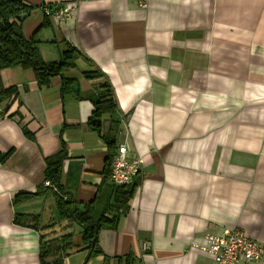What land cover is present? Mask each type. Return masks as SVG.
Returning <instances> with one entry per match:
<instances>
[{
    "label": "crops",
    "instance_id": "crops-1",
    "mask_svg": "<svg viewBox=\"0 0 264 264\" xmlns=\"http://www.w3.org/2000/svg\"><path fill=\"white\" fill-rule=\"evenodd\" d=\"M24 3L34 9L23 33L38 42L45 62L69 46L85 57L64 71L77 79L66 94L61 77L40 88L32 70L1 71L3 87L17 96L0 101V264H41L40 236L51 229L13 219L56 223L54 193L14 198L45 186L46 158L62 144V191L82 206L93 203L97 217L108 205L109 149L89 128L94 107L84 99L107 82L120 122L112 154L126 146L128 158L141 157L144 166L128 213L116 230L99 234L102 253L75 252L65 264H215L192 242L222 228L240 229L264 247V0ZM67 5L73 12L65 20L42 12ZM96 68L105 77L85 79ZM16 111L35 140L9 118ZM73 231L79 244L82 230Z\"/></svg>",
    "mask_w": 264,
    "mask_h": 264
},
{
    "label": "trees",
    "instance_id": "trees-1",
    "mask_svg": "<svg viewBox=\"0 0 264 264\" xmlns=\"http://www.w3.org/2000/svg\"><path fill=\"white\" fill-rule=\"evenodd\" d=\"M33 9L32 6H27L24 0H0V74L4 69L19 66L24 70H32L40 88L49 87L52 79L61 77L63 83L61 90L63 94H66L72 85L77 84V79L64 78L63 73L66 69L74 68L75 62L85 56L77 48L69 46L65 52L61 53L58 61L45 62L41 57L38 42L34 38H26L23 33V24ZM47 25L50 26L48 20L44 26ZM83 75L87 80L105 77L98 68L84 72ZM16 96V88H4L0 77V101L11 100ZM84 99L93 104L94 110L88 120V126L92 131L97 132L108 145L109 155L106 163L107 166H110L120 124L113 118L119 111L113 88L107 82L98 92L92 93ZM106 116L109 119H105ZM9 118L16 120L21 125L29 140H35V135L22 124L23 116L20 112H14L9 115ZM8 155L2 157L1 160H5ZM66 157V148L62 144L59 153L46 158L45 181H49L58 191H55L53 187L41 186L36 194L22 193L14 198L15 203H20L40 197L47 193L48 189L54 193V200L59 212V220L56 223L42 227L39 215L17 214L13 219V223L19 226L38 231L51 229L50 233L40 236L39 258L41 264H65L67 257L79 251H88L91 256L100 255L102 253L98 244L100 232L118 228L121 218L129 211L130 202L139 183L134 180V183L127 186L112 184L109 203L101 215L96 217L93 203L82 206L71 195L62 191L60 181L63 161ZM75 226L82 230L79 244L74 241L75 232L73 229ZM55 227L58 230H54Z\"/></svg>",
    "mask_w": 264,
    "mask_h": 264
},
{
    "label": "built area",
    "instance_id": "built-area-1",
    "mask_svg": "<svg viewBox=\"0 0 264 264\" xmlns=\"http://www.w3.org/2000/svg\"><path fill=\"white\" fill-rule=\"evenodd\" d=\"M42 12L49 19L61 21L71 16L73 8L68 5L56 9L44 7ZM143 166V158L129 159L127 147L119 146L110 163L111 184L127 186L134 183ZM45 186L54 188L49 181ZM54 190L58 191L57 188ZM192 246L210 254L215 264H262L264 261L263 245L237 228H222L218 233L204 236L202 241H193Z\"/></svg>",
    "mask_w": 264,
    "mask_h": 264
},
{
    "label": "rangeland",
    "instance_id": "rangeland-1",
    "mask_svg": "<svg viewBox=\"0 0 264 264\" xmlns=\"http://www.w3.org/2000/svg\"><path fill=\"white\" fill-rule=\"evenodd\" d=\"M55 216H57V215H55ZM50 217V216H49ZM97 217V216H96ZM80 238V237H79Z\"/></svg>",
    "mask_w": 264,
    "mask_h": 264
}]
</instances>
